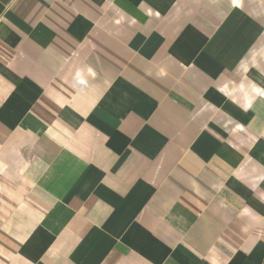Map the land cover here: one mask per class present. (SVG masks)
I'll list each match as a JSON object with an SVG mask.
<instances>
[{"label": "crops", "instance_id": "0c3cea01", "mask_svg": "<svg viewBox=\"0 0 264 264\" xmlns=\"http://www.w3.org/2000/svg\"><path fill=\"white\" fill-rule=\"evenodd\" d=\"M0 264H264V0H0Z\"/></svg>", "mask_w": 264, "mask_h": 264}]
</instances>
